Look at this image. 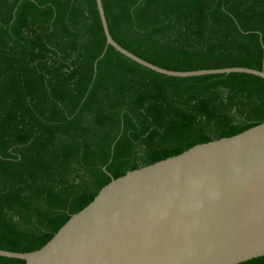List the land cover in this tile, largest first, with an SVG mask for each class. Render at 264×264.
Listing matches in <instances>:
<instances>
[{"label": "trees", "instance_id": "trees-1", "mask_svg": "<svg viewBox=\"0 0 264 264\" xmlns=\"http://www.w3.org/2000/svg\"><path fill=\"white\" fill-rule=\"evenodd\" d=\"M101 4L155 67L264 72V0ZM262 123L264 80L154 73L106 47L95 0H0V250L37 251L110 181Z\"/></svg>", "mask_w": 264, "mask_h": 264}, {"label": "water", "instance_id": "water-1", "mask_svg": "<svg viewBox=\"0 0 264 264\" xmlns=\"http://www.w3.org/2000/svg\"><path fill=\"white\" fill-rule=\"evenodd\" d=\"M106 47L163 76L189 78L264 72L227 68L171 72L140 60L111 38ZM0 257L24 264H241L264 257V123L127 172L39 250Z\"/></svg>", "mask_w": 264, "mask_h": 264}]
</instances>
